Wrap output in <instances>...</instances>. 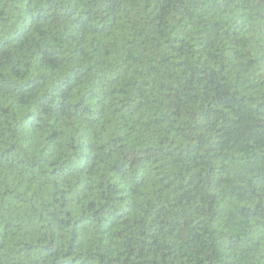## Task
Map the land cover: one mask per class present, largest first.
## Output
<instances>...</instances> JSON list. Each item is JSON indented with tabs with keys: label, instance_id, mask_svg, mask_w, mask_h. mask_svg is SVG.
Returning <instances> with one entry per match:
<instances>
[{
	"label": "trees",
	"instance_id": "16d2710c",
	"mask_svg": "<svg viewBox=\"0 0 264 264\" xmlns=\"http://www.w3.org/2000/svg\"><path fill=\"white\" fill-rule=\"evenodd\" d=\"M0 264H264V0H0Z\"/></svg>",
	"mask_w": 264,
	"mask_h": 264
}]
</instances>
